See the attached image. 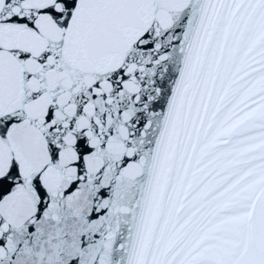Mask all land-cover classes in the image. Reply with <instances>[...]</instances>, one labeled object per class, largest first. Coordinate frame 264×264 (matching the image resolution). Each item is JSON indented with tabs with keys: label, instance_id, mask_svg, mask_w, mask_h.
I'll return each instance as SVG.
<instances>
[{
	"label": "snow or ice",
	"instance_id": "6c2138e0",
	"mask_svg": "<svg viewBox=\"0 0 264 264\" xmlns=\"http://www.w3.org/2000/svg\"><path fill=\"white\" fill-rule=\"evenodd\" d=\"M0 264H264V0H0Z\"/></svg>",
	"mask_w": 264,
	"mask_h": 264
}]
</instances>
